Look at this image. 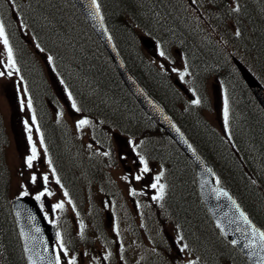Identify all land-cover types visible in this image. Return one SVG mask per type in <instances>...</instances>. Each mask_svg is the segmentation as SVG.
<instances>
[{
	"label": "rangeland",
	"instance_id": "rangeland-1",
	"mask_svg": "<svg viewBox=\"0 0 264 264\" xmlns=\"http://www.w3.org/2000/svg\"><path fill=\"white\" fill-rule=\"evenodd\" d=\"M130 1L137 4L139 8L141 7L138 13H140L142 19H145L144 13L147 10L142 9L144 5L143 0ZM180 1L183 4V6L180 5V8H182L181 13L183 14L180 19L177 20L181 27L179 35L171 28L167 32L166 30L163 31L159 29V24L155 25L154 23L152 24V22L144 23V28L139 30L137 35L136 43L142 51L143 57L146 58V61H144L145 65L148 66V63L150 65L155 64L158 73H165L163 76V83L160 79H156L155 76L154 78L157 80L156 84L152 82L161 92L165 90L164 84L169 86V82L172 85L173 82L177 83L178 81L187 87L189 93L194 92L196 86L192 84L191 74L184 68V59L178 57L176 54V44L180 42L188 45L191 43L202 44L204 40L213 42L211 39L215 40L216 38L222 37L225 28L220 30V25H224L225 27L224 20L228 23L231 15L233 16L226 8L215 7V5L219 4V0H195V2H193V0ZM209 1L212 2V6L210 8H205L203 2ZM233 1L239 4L237 0ZM244 1H246V5L251 6V15L248 13L247 15L259 19L256 20V22L255 20L251 23L249 22L251 28L256 31H264V18H260L259 16L260 13L261 17H263L264 3H262L260 9H255L251 0ZM185 4L190 5V12H185L183 8L186 6ZM32 5L34 6L33 3ZM143 11L144 13L142 14L141 12ZM191 12L193 13L190 14ZM31 13L32 12H30V14ZM225 14L227 15L224 18L223 15ZM35 17L37 19L36 15ZM165 20L166 19H161L160 22L164 25ZM241 22L243 21L241 20ZM35 25L40 33L44 32L45 34L51 33L54 27L53 24H50L43 18L35 20ZM210 25L214 28L213 31L208 27ZM227 29L232 32L235 30L234 26ZM70 33L72 32L69 29V32L59 39V46L63 47L65 44H72ZM149 33L155 36L150 37L156 42L154 45V47H157L156 51L153 49L151 52H146L139 43L143 37L149 36ZM227 34L232 38L233 35L231 33ZM244 36L245 45H243V48L251 51L248 46L249 39L247 38V28ZM241 42L243 43V40ZM161 51L164 52V56L160 55ZM209 55H213L216 60L213 62L209 61L200 67L194 66L192 71H194L195 75L200 72L205 75V73L209 71L220 70V67L227 66L225 58H223L222 61H220L221 59L217 60V57L208 50L204 56L200 55L202 61L205 62L210 59L209 57H205ZM58 56L59 54H57V58H60ZM47 57L48 56L42 54H36L34 56V59L37 60L36 66H39L38 64L41 63L44 73L46 74L48 71L46 74V82L40 81L35 75L27 76L31 71L30 67L24 62H22L21 65L22 70L25 71L30 90L32 87V89L36 91H31L32 94L29 93V95L36 96L34 99L36 102H39L41 106L39 110L47 114L46 118L48 119L46 123L52 125V129H55V131L58 130V133L56 131L57 139L62 143L60 152L61 156H63L64 173L62 172V175L64 178L66 177V179L65 181L62 180L61 173H59L58 169L55 167L50 155L45 153L44 146L40 144L41 135L39 131L32 129V127L35 126V124L31 122L33 108L29 109L27 107V101L31 97L28 96L25 91L26 88L24 87V82L21 79L20 73L7 67V52L2 43H0V71L4 72L5 75L0 76V114L4 121L7 142L4 148L2 147L0 149V153L3 155L5 168L8 173L10 196L20 195L22 191L26 190L35 197L40 191H43L44 184L42 176L45 174L49 176L47 187L54 194L52 196L43 197L39 203L43 204V210L47 217L60 227L64 245L69 253L68 257H64L61 249L58 248V252H61L62 261L66 264L67 259L75 257L77 264H138L140 260L141 262L139 264H189V261H196L197 264H238V252H234L227 242H225L227 245L222 244L221 238H217V235H214L213 231H207L206 223L210 226L211 230L214 228L211 226L210 218L206 212L203 213L205 214L202 216L203 218L197 216L190 218V215L193 214L195 210H192L194 208L193 206L188 205V207H182L179 204L180 206L175 207L176 210H172L173 212H171L164 203H161V200L157 201L152 199L153 196L157 195V191L151 188L150 185L155 182V177L157 175L161 173L166 174L167 172L171 177L172 172L175 171L177 179L183 182L186 180L185 177H188L187 168L185 166V169L182 167L181 158L178 157L177 152L166 138L155 134L156 137L152 140H148V144L141 145V153L149 157L146 161L148 162L150 171L148 173H141L143 177L141 180L142 185L140 186L141 193L135 196L130 195V186H132L131 184L133 183V172L138 170L131 165L133 163L132 160H127V155L128 153L130 154V148H133V143L130 142L131 145H128L126 141L125 145L121 143L120 146L122 159L126 160L124 161L125 165H129L132 169V173L126 175L124 174L126 171L123 164L120 161L117 163V158L110 159L109 163H106L103 152H106V149L109 148V144L105 142L107 141V134L110 133L111 135L114 130L109 128L110 132L107 133L108 130L101 125L104 123V120H106L110 126H114L117 130L121 128L125 132H129L128 136H131L134 132H138L136 127L142 125V127L149 128L148 124H144L140 119L137 120L132 117L124 103L121 105L118 102V98L120 97L114 96V99H107L106 96L100 97V94H98L95 88L89 87V84H86L82 78L78 77L77 73L73 74L77 69L73 67V55H71L70 52L65 54V59L53 58L52 61L49 62ZM255 57H252L253 61L257 59L260 62L259 59L261 58L257 54H255ZM48 65L53 68L51 69L50 67L46 70ZM162 65L163 67H161ZM57 69L58 71H56ZM173 69H176V71H173ZM8 71H13V75L8 76ZM181 72H185L183 80L180 79ZM219 73H221V71ZM225 73H227L225 78L227 83L226 86L231 88V77L229 74L232 77L233 75L228 68H226ZM61 76L66 77L64 79L66 82L65 85L62 82ZM206 86L205 93L208 100L201 95L203 101L202 106L197 107L190 101L191 103L185 107L186 99L182 98V100L180 96V100L176 101V109L173 108L174 104H172V115L181 121V123L185 121L190 122L192 120L191 118L195 115L201 117L203 112L201 110H205L206 119L217 130L223 131L226 129L224 108L227 96L223 88H221V90L219 89V91L217 89V92L214 87V82L211 83V80ZM67 87L70 88L71 96H69V92L66 91L68 90ZM64 88H66V90H64ZM110 95L109 93L107 96ZM214 96L217 97L216 100H214ZM95 98L103 100L97 99V102L99 100L97 103L95 102ZM196 98H193V100ZM236 100L237 96L234 94H231V105H229V100L227 99L228 122H230V124L228 123V128L232 133L236 131V128L239 130V118L235 110ZM73 101H75L76 107L79 109L78 115L73 113L74 110H76L72 107ZM47 102L53 105V110L47 105ZM42 115L44 116V114ZM202 116L204 117L203 114ZM81 119L89 120L90 124L78 129L77 122ZM25 121L28 122V127L32 129L33 143L36 144L37 152L39 153L38 159L34 162V167L32 169H28L25 165L26 157L31 154V145L27 139L28 132L25 127ZM155 140L157 142L158 140L161 141L162 145L158 146ZM151 143L156 144L160 149L159 151H163L164 153L167 152L168 163L166 165H163L158 157L155 156V150L153 153L148 151V146ZM163 147L165 150H163ZM49 158L52 161L51 167L55 168L56 175L60 178L61 185L65 183V186L68 188L67 191L72 194V197H62V187L55 183V178L52 176L51 168L47 163ZM251 158L256 160L255 157L251 156ZM171 166H173L174 169H172ZM177 166L180 167V169H178ZM254 169L255 172L257 171L261 174V168L257 163L254 165ZM69 172L71 175H69ZM33 173L38 177L37 183L35 184H32L30 179ZM124 177L128 179L125 180L123 179ZM166 181L161 177L160 183L165 185V189L170 184V182ZM185 184H187V182H185L184 185ZM171 186L173 188V185ZM135 188H138L136 183ZM183 188L184 186H182V189ZM184 190L187 195L189 189L184 188ZM173 197L175 198L174 201L178 203L184 201L180 198L182 197L181 193L175 190L173 191ZM187 197H189V195H187ZM69 198L72 202L74 200L77 206L81 207L79 210H84L82 208L85 206V203L92 206V209L90 207L86 208V215L92 214L91 218L93 221L95 219L94 229L96 231L92 229L91 225L90 231H84L83 237H81L79 233V219L82 218L83 220V217L79 216L78 219L73 216L72 222V204L68 203ZM111 199L116 200V204H113V206L116 208L118 215L115 216L112 228L108 230V232H104L103 227L107 226V221L103 215L104 213L106 214L108 208L111 207L108 203ZM187 200L189 202L192 201L190 199ZM187 200L185 203L188 202ZM61 201L64 202V210L54 211L52 206ZM103 204H105L106 207H103ZM138 206L139 208H137ZM98 207L99 211L97 210L95 214L94 211ZM116 218L120 222L119 225L115 222ZM200 218L202 219L203 225L201 224ZM191 219L193 221H191ZM129 224H131L130 228H133V232L142 237V245L139 244L138 246L135 242V239H137L139 235H129ZM93 236H95L97 240H90ZM181 236H183V240H180ZM86 241H89L90 244L85 245ZM184 244H187L188 247L184 251H180ZM73 246H76L75 250H73ZM138 250H141V254ZM105 256H108V259H104Z\"/></svg>",
	"mask_w": 264,
	"mask_h": 264
},
{
	"label": "trees",
	"instance_id": "trees-1",
	"mask_svg": "<svg viewBox=\"0 0 264 264\" xmlns=\"http://www.w3.org/2000/svg\"><path fill=\"white\" fill-rule=\"evenodd\" d=\"M10 2L12 3V8L10 7ZM143 2L142 9L147 11L141 13H144L146 20L142 19L140 13H138L141 7L139 8L137 4L130 0H97L104 25L125 66L152 96L160 99L164 95L159 88L157 89L153 85L157 81L153 76L154 70L149 63L148 66L145 65L144 61H146V58L143 57L142 51L136 43L137 35L139 30L144 28V23L147 22H152L155 25L159 24V29L166 30V32L171 28L179 35L181 27L177 20L183 14L181 13L182 8H180V5L183 6V4L180 0H143ZM187 7L186 5L183 8L187 9ZM239 8L240 11L236 12L237 19L240 18L241 14L247 15L244 10L245 7L240 6ZM30 12L32 13L30 14ZM12 14L19 18L21 27L27 31L41 49L54 58H57V54H59L58 57L61 59H65V54L70 52L73 55V67L77 69L73 74L77 73L78 77L83 80L91 78L93 80L91 88H95L101 95L100 97L106 96L107 99H114V96L120 97L118 102L121 105L124 103L127 108L130 107L135 110L138 113V117L140 115L144 119V124H148L149 128H151L142 127L141 125L140 131L134 132L133 135L140 136L145 143L150 139H154L156 137L155 134L158 136L163 135L158 128H153V124L144 115L140 114V110L119 81L103 47L70 0H0L1 20L10 24L13 21ZM34 14L37 19L43 18L53 24V31L47 34L44 32L40 33L35 25V20L37 19ZM161 19H166L164 25L160 22ZM249 20L250 23L253 20L256 22L257 17L253 18L250 16ZM69 29L72 32L69 34L71 35L72 44H65L63 47L59 46V39L66 35ZM7 34L16 64L20 68L21 73L25 74V71H22L21 63H27L28 66L34 61L35 51L38 49L37 45L34 43L36 49L29 52L23 35H20V26L18 24H12L8 27ZM149 35L155 37L150 33ZM247 38L249 39L248 46L251 52L261 58L259 59L260 62L257 59L252 61V65L260 74L264 83V31L248 28ZM238 43L240 44V42ZM178 44L181 45L182 43ZM133 55H135V60L132 62ZM127 56L130 57L129 60ZM221 70L224 83L227 74L225 73L226 68L221 67ZM148 74H150L151 78L148 77ZM230 81L234 90L233 94L237 96L235 108L239 118V130L236 128L232 143H228L222 136H218L213 130L208 129L207 125L199 124L195 118H191L190 122L186 121V124H184L186 128L180 126V129L199 156L213 168L220 184L228 188L251 220L264 230V115L242 82L237 80V83H235L232 78ZM109 93L112 96H107ZM95 99V102H97L99 98ZM208 131L213 134H209ZM6 141L7 135L0 114V149L6 144ZM155 142L158 146L162 145L159 140L158 142L155 140ZM157 145L151 143L149 145L150 152L153 153L155 150V156L158 157L161 163L167 164V152L159 151L160 149ZM163 150H165L164 147ZM251 156L255 157L256 160H253ZM179 157L183 159L182 156ZM256 163L261 168V174L254 171ZM181 165L185 169L183 162H181ZM173 178V187L175 191L181 193L182 197L180 198L184 201L181 203L171 201L167 207L171 210H176L175 207L180 205L188 207V205L197 204L198 200L195 195L193 180L190 177H185L186 180L184 182L178 180L175 171H173ZM185 182L187 184L184 185ZM8 184L5 161L2 153H0V264H24L10 213L9 201L11 196ZM182 186L185 189H189L187 191L189 197H187ZM187 199L192 201L189 202ZM186 200L188 201L187 203H185ZM203 213L201 208L194 210L190 218L195 216L203 218ZM191 221L193 220L191 219ZM206 225L207 231H213L217 238H221L214 229L211 230L207 223ZM221 241L222 244H226L222 238ZM228 245L234 252H237L230 244ZM237 256L239 258L238 264H247L238 253Z\"/></svg>",
	"mask_w": 264,
	"mask_h": 264
},
{
	"label": "water",
	"instance_id": "water-1",
	"mask_svg": "<svg viewBox=\"0 0 264 264\" xmlns=\"http://www.w3.org/2000/svg\"><path fill=\"white\" fill-rule=\"evenodd\" d=\"M72 2L106 50L127 91L137 101L144 113L165 131L184 155L194 164L197 175L196 186L199 197L205 205L216 229L228 242L233 240L238 242L235 247L241 254H243L249 264H257L256 258L250 257V250L244 247V244L247 243L246 235L242 231H237V228L243 229L245 226L243 224L232 222L236 220L238 213H236L230 201L223 197L217 199L213 192V189L219 187L215 185V177L213 173L208 171L210 168L200 161L199 157L191 149L182 134L171 123L166 113L127 71L112 45L104 24L100 19V14L97 16L95 13L92 0H72ZM142 44L149 51L153 49V43L149 39L142 40ZM236 64L242 78L264 111L263 88L240 64ZM10 209L19 235L26 264H31V261L28 258L29 255H31L32 259L36 261V264H49L50 258L54 262L52 242L57 238L56 231L46 223L34 199L28 196L15 197L11 200ZM17 213H19V215H17ZM217 224H219L220 227H217ZM37 228L40 229L39 232L35 231ZM32 237L36 238L35 241ZM26 244L32 249L31 253L25 251ZM45 247L47 250H45ZM40 257H43V259H40Z\"/></svg>",
	"mask_w": 264,
	"mask_h": 264
},
{
	"label": "snow or ice",
	"instance_id": "snow-or-ice-1",
	"mask_svg": "<svg viewBox=\"0 0 264 264\" xmlns=\"http://www.w3.org/2000/svg\"><path fill=\"white\" fill-rule=\"evenodd\" d=\"M193 2H195V0H193ZM92 5L95 8L96 15L99 16L100 5L97 3V0H92ZM231 10L233 12H239L240 11L239 5L237 4ZM100 19L102 20V17H100ZM240 34L241 33L237 30L236 31V36H239ZM0 43L3 44L4 49L7 52V60H8L7 67L12 69V70H14V71H16V72H18L19 69L16 67V61H15V58H14L13 49H12L11 45L9 44L8 34L6 32V29H5V24H4V22L2 20H0ZM37 48L39 49V45H37ZM40 51H43V49H40ZM160 55L164 56L165 54H164L163 51H161ZM47 59H48L49 62H51L53 58L51 56H48ZM161 67H163V65ZM173 71H176V69H173ZM4 75H5V73L0 71V76H4ZM7 75L8 76H12L13 75V71H8ZM184 76H185V72H181L180 73V79L183 80ZM25 91H26V89H25ZM69 96H71V94H69ZM192 103L194 105H199L201 103V101H200L199 98H196V99H194L192 101ZM27 107L29 109L32 108V100L31 99H28ZM72 107L75 108L77 111H79V109L76 107L75 101H73ZM224 120H225V127L227 128V126H228V102H227V99H225ZM32 123L33 124L36 123L35 114L32 115ZM88 124H90L89 120L81 119V120H79L77 122V128L81 129V128H83L84 126H86ZM25 127H26L27 132H28L27 139H28L29 144L31 145V154L26 157L25 165H26V167L28 169H32L34 167V162L38 159L39 153L37 152L36 144L33 143L32 129L30 127H28V122L27 121H25ZM37 131H39L38 128H37ZM40 144L42 146L44 145V139H43L42 135L40 137ZM44 150H45V153H46L47 152V148L45 147ZM104 155H108V153H104ZM139 161L143 165V167L141 169V172L142 173H148L150 171V169L148 167V162L145 160L144 156L140 155L139 156ZM47 163H48L49 167L51 168L52 176L55 178V183L58 184V185H61L60 178H59V176L56 175L55 168L51 167L52 166V161H51L50 158L48 159ZM208 171H211V170L209 169ZM162 176H163V173L157 175L155 177V182L150 185L151 188L156 189V191H157V195L152 197L153 200L159 201V200H163V198H164L165 185L160 183V180H161ZM142 178H143L142 175H137L135 177L136 180H140ZM30 179H31V183L35 184V183H37L38 177L36 176L35 173H33L31 175ZM123 179L127 180L128 178L124 177ZM42 180H43L44 188H43V191H40L35 196V200H37V201H41V199L43 197H45V196H52L54 194L47 187L48 182H49V176L47 174L43 175L42 176ZM215 184H217V185L220 184V181H219L218 178L215 180ZM61 187H63V185H61ZM213 192L215 193L217 199H220L221 197H223V198H226L228 201L231 202L232 207L235 209L236 213H238V216L236 217V220L232 221V222L243 224L245 226L243 229L237 228V231H242L247 237V243L244 244V247L246 249L250 250L249 251V255H250V257H255L256 258L257 264H264V230H261V229L257 228L252 223V221L250 220L248 215L244 211H242L240 209V206L236 203V201L229 195V193L226 190H224L222 188H215V189H213ZM130 194L135 196L137 193L135 192V190H132ZM28 195H29V193L26 190L22 191L20 193L21 197L28 196ZM68 195H69L68 192L64 191V196L68 197ZM68 203L72 204V201H71L70 198L68 200ZM64 207H65V205H64L63 201L58 202V203H56L55 205L52 206L54 211L55 210L63 211ZM41 208H43V204H41ZM73 210H75V206L74 205H73ZM17 215H19V213H17ZM30 219H31V217H30ZM84 227L85 226H84L83 222L81 221L80 222V235H81V237H83V234H84ZM217 227H220V225L217 224ZM35 231L39 232L40 229L37 228V229H35ZM56 235H57L58 246H59V248L62 251V255L64 257H68L69 253H68V249L64 245L63 237L61 236V234L59 232H57ZM32 239L35 241L36 238L32 237ZM180 240H183V236L180 237ZM231 243L233 245H236L238 242L233 240V241H231ZM187 247H188V245L184 244L183 247L180 249V251H184ZM45 250H47L46 247H45ZM25 251L31 253L32 249L29 248L27 246V244H26L25 245ZM28 258L31 261V264H36V261L32 259L31 255H29ZM40 259H43V257H40ZM104 259H108V256H105ZM49 264H65V262L62 261L61 252L56 253V255L54 257V262L50 258ZM66 264H77V261H76L75 257H71V258L67 259ZM189 264H197V262L196 261H189Z\"/></svg>",
	"mask_w": 264,
	"mask_h": 264
},
{
	"label": "bare ground",
	"instance_id": "bare-ground-1",
	"mask_svg": "<svg viewBox=\"0 0 264 264\" xmlns=\"http://www.w3.org/2000/svg\"><path fill=\"white\" fill-rule=\"evenodd\" d=\"M208 47H209V42H207V41H204L202 44H193V43H191V44H181V45H179V46H177L176 48H175V50H176V54L178 55V57H180V58H183L184 59V64L186 65V66H188L189 68H193L194 66H203V61H202V59H201V56L200 55H203L204 56V54L206 53V51L208 50ZM119 57H120V59H121V61H122V63L124 64V62H123V60H122V58H121V56L119 55ZM129 56H127V59L129 60ZM203 58V57H202ZM135 60V55H133V60H132V62ZM125 65V64H124ZM46 72V71H45ZM46 74H47V72H46ZM46 74L44 73V70H42L41 71V73L38 75V77L43 81V82H46L47 81V79H46ZM156 74H158V75H160L159 73H156ZM148 77H150L151 78V76H150V74H148ZM66 77L64 76V77H62L61 76V79H62V82L64 83V85H65V81H64V79H65ZM84 82H86V84H89V87H92V85H93V80L91 79V78H89V79H85L84 80ZM68 88V90H66V88H64V90H66V91H68L69 92V94L71 93V91H70V88L69 87H67ZM99 94V93H98ZM99 96H101V95H99ZM127 110L129 111V113L131 114V116L132 117H134L135 119H140V121H144V119L143 118H141V116L139 115V117H138V113L135 111V110H132L130 107H128L127 108ZM139 131V130H138ZM209 132V131H208ZM209 134H213V133H211V132H209ZM174 169V168H173ZM174 180V178H171L170 179V186L171 185H173V183H172V181ZM175 200V198L173 197V195H172V201L173 202H175L174 201ZM197 204H192V205H190V206H193L194 208L193 209H195V210H199L201 207H200V205H199V203L198 202H196ZM87 207H90L91 209H92V206L91 205H87V204H85V206L82 208V209H84V210H81L80 211V215L83 217V220H85L84 221V226L86 225V227L84 228V231H86V232H89L90 231V227H91V225H92V229H94V226H95V219H94V221H93V219L91 218V215L92 214H88V215H86V208ZM167 208H169V207H167ZM192 209V210H193ZM97 210L98 209H96L94 212H95V214H96V212H97ZM169 210L171 211V212H173L170 208H169ZM99 211V210H98ZM91 229V230H92ZM95 230V229H94ZM76 249V246H73V250H75Z\"/></svg>",
	"mask_w": 264,
	"mask_h": 264
},
{
	"label": "flooded vegetation",
	"instance_id": "flooded-vegetation-1",
	"mask_svg": "<svg viewBox=\"0 0 264 264\" xmlns=\"http://www.w3.org/2000/svg\"><path fill=\"white\" fill-rule=\"evenodd\" d=\"M109 137H110V140H109ZM107 139H108V141H111V146L114 147V154H116L117 163L120 161L123 164V167H124V169L126 171V173H124V174L127 175V174L132 173V169L128 165H125V163H124V161H126V160L122 159V151L120 149V146H121V142L123 141V136H120L117 133H112L111 136L107 135ZM106 163H108L107 159H106ZM134 168H136L135 165H134ZM134 174L136 176V173H134ZM70 179H72V178H70ZM106 216L108 217V229H111L112 228V224L114 223V218L111 215V213L109 214V213L106 212ZM72 220H73V214H72Z\"/></svg>",
	"mask_w": 264,
	"mask_h": 264
}]
</instances>
